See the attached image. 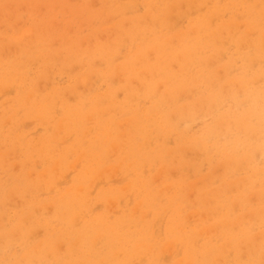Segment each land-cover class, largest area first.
I'll list each match as a JSON object with an SVG mask.
<instances>
[{
  "label": "rangeland",
  "instance_id": "obj_1",
  "mask_svg": "<svg viewBox=\"0 0 264 264\" xmlns=\"http://www.w3.org/2000/svg\"><path fill=\"white\" fill-rule=\"evenodd\" d=\"M0 264H264V0H0Z\"/></svg>",
  "mask_w": 264,
  "mask_h": 264
}]
</instances>
